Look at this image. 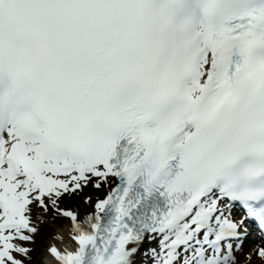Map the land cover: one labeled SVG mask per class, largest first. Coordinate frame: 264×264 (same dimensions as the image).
<instances>
[{
	"label": "snow or ice",
	"instance_id": "1",
	"mask_svg": "<svg viewBox=\"0 0 264 264\" xmlns=\"http://www.w3.org/2000/svg\"><path fill=\"white\" fill-rule=\"evenodd\" d=\"M49 258L264 264V0H0V264Z\"/></svg>",
	"mask_w": 264,
	"mask_h": 264
},
{
	"label": "bare ground",
	"instance_id": "2",
	"mask_svg": "<svg viewBox=\"0 0 264 264\" xmlns=\"http://www.w3.org/2000/svg\"><path fill=\"white\" fill-rule=\"evenodd\" d=\"M68 227L69 226H65L63 228H59L56 233L53 236V243H59V244H63L68 242ZM47 230H49L48 227H46ZM60 237H63V239H61ZM47 255V254H46ZM48 259L46 260V263H48Z\"/></svg>",
	"mask_w": 264,
	"mask_h": 264
},
{
	"label": "rangeland",
	"instance_id": "3",
	"mask_svg": "<svg viewBox=\"0 0 264 264\" xmlns=\"http://www.w3.org/2000/svg\"><path fill=\"white\" fill-rule=\"evenodd\" d=\"M80 203H81V202H80ZM59 225L63 226L62 223H59ZM53 227H56L54 223H52V228H53ZM52 231H53V230H52ZM54 231H55V230H54ZM42 232H43V230H42ZM41 234H42V233H41ZM41 238H43L42 235H40V240L37 241L35 247H36V249H37V248H41V249H37L36 256L43 257L44 254H40L39 251H40V250H41V251L45 250V248H46V246H47L48 243H47V242H42V241H41Z\"/></svg>",
	"mask_w": 264,
	"mask_h": 264
}]
</instances>
